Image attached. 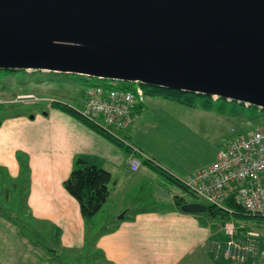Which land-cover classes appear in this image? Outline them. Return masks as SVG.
I'll return each instance as SVG.
<instances>
[{"label": "water", "instance_id": "obj_1", "mask_svg": "<svg viewBox=\"0 0 264 264\" xmlns=\"http://www.w3.org/2000/svg\"><path fill=\"white\" fill-rule=\"evenodd\" d=\"M0 68L135 81L264 108V0H0Z\"/></svg>", "mask_w": 264, "mask_h": 264}, {"label": "crops", "instance_id": "obj_2", "mask_svg": "<svg viewBox=\"0 0 264 264\" xmlns=\"http://www.w3.org/2000/svg\"><path fill=\"white\" fill-rule=\"evenodd\" d=\"M142 107L136 110L134 123L120 131L133 145L128 153L50 103L41 110H34L33 117L18 111L1 120L0 171H4L9 178L18 179L21 171L18 152L28 155L30 188L26 204L34 221L11 219L6 212H0V264H56L54 257L63 251L84 250L86 221L78 200L64 187V181L70 176L74 161L80 155L111 173L107 201L115 195H126L116 209L118 212L125 211L124 216L106 227L116 228L101 234L95 244L106 260L113 264H192L196 259L194 256L210 239L212 229L197 215L181 211L176 205L175 195L183 193L168 195V184L153 169L149 171L142 166L145 159L165 165L140 146L142 140L139 134L145 129L144 116L141 118ZM133 139L135 142H131ZM132 158L141 161L136 170L132 169ZM163 167L183 178L202 166L185 175L174 172L166 165ZM142 179L154 183L155 194L168 202L167 207L132 206L127 192L130 185ZM36 222L45 224V237L36 235L32 238L25 232V229L38 227ZM57 234L60 235L58 252L47 244L53 243V236Z\"/></svg>", "mask_w": 264, "mask_h": 264}, {"label": "rangeland", "instance_id": "obj_3", "mask_svg": "<svg viewBox=\"0 0 264 264\" xmlns=\"http://www.w3.org/2000/svg\"><path fill=\"white\" fill-rule=\"evenodd\" d=\"M7 76L0 73V120L18 111L26 112L31 116L33 114L30 112L41 110L53 100L67 102L80 108L83 106L87 88L95 84L130 86L133 90L142 88L143 85L135 81L125 82L79 74L69 76L55 74L49 77L26 74L24 75L26 79L21 81L16 78L21 74L9 73ZM38 77H42V80H38ZM213 99L212 107L205 109L200 102L194 106H187L160 95H145L141 116V118L144 116L145 129L139 134L142 140L140 146L174 172L185 175L186 172L211 162L228 142L250 132L264 122V108L235 100L219 99L215 96ZM133 141L135 142L134 139L131 142ZM142 166L151 170L146 163H142ZM163 166L161 167L165 169ZM17 184H19L18 179L9 178L4 171H0V209L2 208L1 210L11 219L34 221L28 212L24 189ZM168 186V195L184 193L188 202L206 203L202 197L192 192H186L176 185L171 188L169 184ZM155 192L154 183L150 184L148 180L142 179L130 185L127 199L132 201L134 208L167 207L168 202L159 199ZM125 196L123 193L119 196L115 195L105 202L101 210L92 218L94 231L106 229L125 214V211L116 210L120 200ZM231 220L241 226L238 234L230 239L224 230L227 221L219 223L216 229L212 230L204 248L194 256L196 259L192 264H264V217L238 216ZM36 223L38 227L28 229L35 230L36 235L40 237H45V224ZM53 238L54 242L48 243V246L58 252L59 239L56 236ZM230 240L236 245L235 251L229 249ZM85 251V249L77 252L60 250L62 254L54 257V261L56 264L103 263L101 256L91 259L93 249L91 254Z\"/></svg>", "mask_w": 264, "mask_h": 264}, {"label": "built area", "instance_id": "obj_4", "mask_svg": "<svg viewBox=\"0 0 264 264\" xmlns=\"http://www.w3.org/2000/svg\"><path fill=\"white\" fill-rule=\"evenodd\" d=\"M144 97L141 87L135 92L115 84H95L87 88L80 111L95 122L101 121L110 133L120 137L118 132L134 123L135 106ZM140 164L139 159H131L132 169H138ZM182 180L190 192L207 203L223 206L225 199L234 197L248 212L264 215V122L228 142L213 161ZM240 227L229 220L224 226L225 234L233 239ZM235 247L230 240L229 249L235 251Z\"/></svg>", "mask_w": 264, "mask_h": 264}, {"label": "trees", "instance_id": "obj_5", "mask_svg": "<svg viewBox=\"0 0 264 264\" xmlns=\"http://www.w3.org/2000/svg\"><path fill=\"white\" fill-rule=\"evenodd\" d=\"M28 70L29 69L27 68H0V73H4L6 74V76L9 73L21 74L20 77H16L17 80L20 81L26 79L24 77V75L26 74H37L38 76L40 75V76H48V77L54 76L55 74H60L62 76L72 75L69 73L53 71V70L43 71L42 69H34L32 72H29ZM37 79L42 80V77L41 78L38 77ZM125 82H129V81H125ZM121 88L131 89L130 86L121 87ZM142 88L145 95H160L163 96L164 98L178 101L187 106H194L197 102L198 103L200 102V105L203 108L209 109L212 107V102L214 100L213 96L202 93H195L190 91H183V90L152 86L146 84H143ZM133 91L136 92V90ZM143 103L144 101L143 102L140 101L135 106L134 111L137 112L136 110L138 108H141L143 106ZM50 105L64 112H67L68 114L77 118L78 120H80L81 122L92 128L93 130L97 131L106 138L110 139L119 146L123 147L127 153L132 149L133 145L128 142L126 137L123 136L120 133V131L118 132L120 137L113 135L112 133H110L109 130H107L102 125L101 121L98 120V122H95L94 120L84 116L81 113L80 108H76L70 105L69 103L60 100H53L51 101ZM30 113L34 115V112H30ZM28 158H29L28 155L18 152V159L21 164V171L18 177L19 184L17 185H19L21 189H24L23 194L25 197L24 198L25 201L28 197L29 188H30V165ZM151 161L152 160L145 159L144 163L148 164L151 169H153L156 173H158V175L163 179L165 183L169 184L170 186L176 185L182 188L184 191L190 192L189 188L184 183L182 178L163 169L160 165ZM111 180H112V176L108 170L101 168L96 164L90 163L85 156L80 155L77 156L74 161L73 169L71 171L70 176L64 181V187L66 188V190L78 200L80 204L82 216L86 221V238H85L86 248H84L86 250L85 252L91 254L90 252L93 249L94 253L91 254V259H94L95 257L99 258V256H101L103 260L102 264H113V263L106 260L104 253L95 248L97 238L101 234L105 232H109L115 229L116 227L112 229H102L100 231H94L93 229L95 225L92 223V218L101 210V208L107 201L110 192L109 185ZM175 202L177 207L181 211H183L181 209V205L185 202H188V200L185 198V194L183 193L182 195H175ZM204 204L207 205V209L205 211L199 213H193V214L197 215L200 221L207 223L213 231L216 229V226L219 225V223H224L226 221L231 220L232 218L235 217L237 218L238 216L264 217V215L261 214H252L248 212L240 204H238L237 200L234 197H229L225 199L223 201V206H219L207 202ZM0 212H2L1 209ZM22 227L25 229L24 225ZM25 232L26 233L28 232L27 234L30 236L32 235L33 236L32 238H36L35 230L31 231L30 229H28L26 231L25 229ZM56 237L59 239L60 235L57 234ZM47 244H44L46 248L48 247Z\"/></svg>", "mask_w": 264, "mask_h": 264}]
</instances>
